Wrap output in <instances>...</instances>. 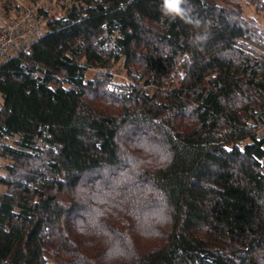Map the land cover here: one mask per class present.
Wrapping results in <instances>:
<instances>
[{
  "label": "trees",
  "instance_id": "16d2710c",
  "mask_svg": "<svg viewBox=\"0 0 264 264\" xmlns=\"http://www.w3.org/2000/svg\"><path fill=\"white\" fill-rule=\"evenodd\" d=\"M189 3L0 0V264H264V0Z\"/></svg>",
  "mask_w": 264,
  "mask_h": 264
},
{
  "label": "built area",
  "instance_id": "2783aa9c",
  "mask_svg": "<svg viewBox=\"0 0 264 264\" xmlns=\"http://www.w3.org/2000/svg\"><path fill=\"white\" fill-rule=\"evenodd\" d=\"M46 33V25L37 11L27 6L20 16L3 26L0 33V65L28 51Z\"/></svg>",
  "mask_w": 264,
  "mask_h": 264
},
{
  "label": "clouds",
  "instance_id": "9594fccd",
  "mask_svg": "<svg viewBox=\"0 0 264 264\" xmlns=\"http://www.w3.org/2000/svg\"><path fill=\"white\" fill-rule=\"evenodd\" d=\"M161 10L165 16L173 20L179 18L185 23L199 25V21L193 17V7L189 0H162ZM196 39L200 40L202 37Z\"/></svg>",
  "mask_w": 264,
  "mask_h": 264
},
{
  "label": "rangeland",
  "instance_id": "374dc122",
  "mask_svg": "<svg viewBox=\"0 0 264 264\" xmlns=\"http://www.w3.org/2000/svg\"><path fill=\"white\" fill-rule=\"evenodd\" d=\"M26 5H29L28 2H25ZM38 5L40 6H47L50 8V10L56 14H59L61 13L62 14V11L60 10V7L58 6V0H38ZM2 17H3V11L1 9V6H0V27L4 24V22L2 21ZM93 73L91 72L90 75H92ZM2 102V98H1V94H0V103ZM0 164L1 165H5V161H2L0 159Z\"/></svg>",
  "mask_w": 264,
  "mask_h": 264
}]
</instances>
